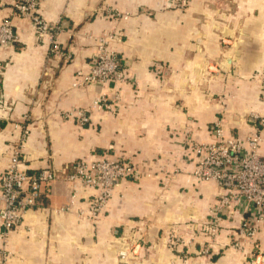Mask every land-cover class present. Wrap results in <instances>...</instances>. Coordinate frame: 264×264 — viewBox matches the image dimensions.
Listing matches in <instances>:
<instances>
[{
  "label": "crops",
  "instance_id": "1",
  "mask_svg": "<svg viewBox=\"0 0 264 264\" xmlns=\"http://www.w3.org/2000/svg\"><path fill=\"white\" fill-rule=\"evenodd\" d=\"M0 3V22L10 19L17 34L0 52V173L21 141L29 174L50 166L65 175L94 152L128 156L140 172L96 219L78 216L90 190H80L70 212L55 213L71 187L52 183L44 207L7 242L6 264H264V220L257 251L245 241L233 246L236 211L216 238L203 231L220 190L193 179L185 152L189 139L212 143L211 124L221 116L225 132L243 138L255 130L247 117H264V0H189L183 10L167 0H37L43 20L62 28L57 39L71 55L64 62L47 59L49 38L38 40L31 22L13 15V0ZM101 40L130 81L73 87ZM100 93L117 97L118 108L90 110L85 126L63 118L89 110Z\"/></svg>",
  "mask_w": 264,
  "mask_h": 264
},
{
  "label": "built area",
  "instance_id": "2",
  "mask_svg": "<svg viewBox=\"0 0 264 264\" xmlns=\"http://www.w3.org/2000/svg\"><path fill=\"white\" fill-rule=\"evenodd\" d=\"M167 2L170 7L177 10H183L189 5V0H167ZM13 15L28 19L38 40L49 38L47 59L55 57L63 62L71 59V55L62 49L57 39L62 28L58 24H50L43 20L37 12V0H13ZM113 15L119 14L113 13ZM16 41L17 34L11 20H1L0 52L5 46L12 45ZM121 68V58L109 50L107 43L101 40L90 65L75 72L72 86L79 88L129 82L130 78ZM112 108H118L117 97L113 100L106 94L100 93L89 110L69 111L64 113L63 118L74 120L79 126H85L90 122L88 114L90 110L111 111ZM247 122L255 128L254 133L246 138L235 137L225 132L221 116L210 127L214 141L198 143L189 139L186 141L185 152L192 158L194 164L193 179L197 183L214 182L220 190L203 231L213 239L216 238L223 217L229 218L236 211L241 219L233 246L242 248L240 241H245L251 243L253 249L257 251L259 250L255 241L257 226L264 220V155L259 152L264 117L250 114ZM22 143L23 141L12 150L9 165L0 173V243L2 244L0 264H6L9 258L10 253L5 246L11 235L23 225L29 212L44 207L41 202L43 191L45 192L52 183L64 181L71 187L68 205L56 209L55 213L70 212L77 202L80 190H90L94 194L81 198L87 200V209L79 210L78 216L96 219L117 187L125 179H138L140 174L128 156L110 158L107 154L96 152L89 158L78 159L64 167L67 171L65 175H61L50 166L29 174L26 167H22ZM126 256L125 251H119L121 261Z\"/></svg>",
  "mask_w": 264,
  "mask_h": 264
}]
</instances>
